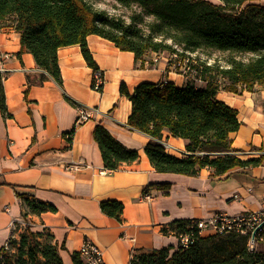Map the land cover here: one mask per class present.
<instances>
[{
  "label": "crops",
  "instance_id": "crops-1",
  "mask_svg": "<svg viewBox=\"0 0 264 264\" xmlns=\"http://www.w3.org/2000/svg\"><path fill=\"white\" fill-rule=\"evenodd\" d=\"M87 42L104 75L100 91L92 87L94 68L80 45L58 49V83L30 52H21L20 34L0 22V53L10 55L0 62L7 108L4 114L0 94V250L26 227L22 214L27 208L18 197L25 192L56 208L29 214L28 224L35 232L53 235L64 264H74L72 254L85 241L100 249L103 264H130L136 250L169 248L172 254L179 247L177 221L264 210V165L223 176L209 169L198 176L159 173L145 153L150 136L128 125L132 102L121 94L122 85L133 94L143 82L179 88L192 79L198 87L206 82L184 71L183 61L169 53L150 52L137 59L99 35L88 36ZM44 73L47 79L41 81ZM217 99L238 112L240 129L231 134L232 147L241 150L244 160L258 156L257 149H264V86L234 93L221 84ZM79 106L90 112L88 121L77 122ZM98 124L137 150L139 159L108 170L93 138ZM162 143L170 146L166 152L172 156L187 154V141L169 131H164ZM161 183H170L171 189H148ZM145 190L153 196L150 201L143 198ZM104 201L124 205L121 220L102 212Z\"/></svg>",
  "mask_w": 264,
  "mask_h": 264
},
{
  "label": "trees",
  "instance_id": "trees-1",
  "mask_svg": "<svg viewBox=\"0 0 264 264\" xmlns=\"http://www.w3.org/2000/svg\"><path fill=\"white\" fill-rule=\"evenodd\" d=\"M115 1L124 7L142 8L143 14L152 18L147 32L109 17L87 0H0V22L20 34L21 52H30L38 67L58 83H62L60 47L80 45L87 63L98 69L88 47L90 35L110 40L121 50L133 52L137 59L150 52L176 54L178 60L200 49L228 53L226 67L194 65V78L206 82L204 87H198L193 79L181 88L173 83L143 82L131 94L122 85L121 94L132 102L128 125L150 136L145 153L159 173L198 176L209 169L223 176L234 169L249 171L263 166V148L257 149L258 156L244 160L241 150L232 147L231 134L240 129L238 112L217 99L221 84L234 93L239 88L252 91L256 85L264 86V5L256 3L260 0ZM140 19L134 17L133 22H142ZM45 73L41 81L47 79ZM0 94L5 114L2 88ZM164 131L187 141L184 157L166 152ZM93 138L108 170L116 171L140 157L137 150L125 147L100 124ZM150 187L168 192L171 184ZM29 194H18L27 208L22 214L26 227L18 238L13 236L4 244L0 264H64L53 235L46 230L35 232L28 224L29 214L55 212L56 208ZM101 209L121 220L124 205L104 201ZM192 220L177 221L176 231ZM72 259L74 264H85L80 252H74ZM130 264H264V247L250 250L248 237L236 234L197 237L189 248L178 247L172 254L169 248L136 250Z\"/></svg>",
  "mask_w": 264,
  "mask_h": 264
},
{
  "label": "built area",
  "instance_id": "built-area-1",
  "mask_svg": "<svg viewBox=\"0 0 264 264\" xmlns=\"http://www.w3.org/2000/svg\"><path fill=\"white\" fill-rule=\"evenodd\" d=\"M9 54L0 53V62L9 58ZM177 58V55H175ZM183 69L186 72L195 73L194 63L188 58L183 59ZM0 71H5L1 68ZM104 84V75L100 69H94L92 87L100 91ZM91 118L88 109L83 106L78 107V123H83ZM165 148L169 145L164 144ZM258 152L257 154H259ZM150 193L143 196L145 200L152 199ZM13 227L17 222H13ZM179 247L189 248L197 237L236 234L241 236L253 237V246L250 250H257L259 245L264 244V210L246 211L236 215H229L224 212H216L211 217L205 219H194L189 222L182 231H176ZM85 264H103L100 249L85 241L79 250Z\"/></svg>",
  "mask_w": 264,
  "mask_h": 264
},
{
  "label": "rangeland",
  "instance_id": "rangeland-1",
  "mask_svg": "<svg viewBox=\"0 0 264 264\" xmlns=\"http://www.w3.org/2000/svg\"><path fill=\"white\" fill-rule=\"evenodd\" d=\"M89 1L95 9L99 11H104L109 17H114L124 21L126 24L132 23L134 26L143 29V31L147 32V24L152 20L151 17L143 14L142 8L137 5H133L131 7H124L117 3L115 0H87ZM215 3H219L218 0H211ZM256 3L260 5H264V0L256 1ZM142 22H133L134 17H139ZM170 43V42H169ZM180 49V47H178ZM167 54V52H164ZM176 54L172 55L174 58ZM186 58L190 61L193 60L194 65L202 66L203 63H207L209 65H216L221 67L227 66L228 53L221 52L212 49H200L195 53L187 54ZM177 59V58H176ZM183 61V59H181ZM264 245H259L258 249H262Z\"/></svg>",
  "mask_w": 264,
  "mask_h": 264
},
{
  "label": "bare ground",
  "instance_id": "bare-ground-1",
  "mask_svg": "<svg viewBox=\"0 0 264 264\" xmlns=\"http://www.w3.org/2000/svg\"><path fill=\"white\" fill-rule=\"evenodd\" d=\"M193 62V60H192ZM248 246L252 247L253 246V237H248Z\"/></svg>",
  "mask_w": 264,
  "mask_h": 264
}]
</instances>
